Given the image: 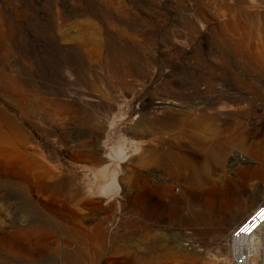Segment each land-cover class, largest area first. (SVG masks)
Segmentation results:
<instances>
[{
    "label": "rangeland",
    "instance_id": "1",
    "mask_svg": "<svg viewBox=\"0 0 264 264\" xmlns=\"http://www.w3.org/2000/svg\"><path fill=\"white\" fill-rule=\"evenodd\" d=\"M0 126L29 177L0 178V264H231L264 203V0H0Z\"/></svg>",
    "mask_w": 264,
    "mask_h": 264
},
{
    "label": "bare ground",
    "instance_id": "2",
    "mask_svg": "<svg viewBox=\"0 0 264 264\" xmlns=\"http://www.w3.org/2000/svg\"><path fill=\"white\" fill-rule=\"evenodd\" d=\"M164 103V102H163ZM163 103H162V105H159L158 106V108H162V107H165V106H167V105H163ZM0 128H1V126H0ZM2 129V128H1ZM0 129V153H2V154H5V155H9L10 154V152H12L13 151V149L15 148V150L17 149V147L15 146V147H13V148H11L12 146H14L15 144H12V146H11V144L9 143V139H8V142H7V136L5 137V132L3 131L4 130V128H3V130H1ZM7 132V131H6ZM11 132V131H10ZM9 133V132H8ZM18 133V132H17ZM16 134V133H15ZM160 134V133H159ZM6 135H8V134H6ZM17 135V134H16ZM15 135V136H16ZM20 135V134H19ZM10 138V137H9ZM10 139H12V138H10ZM19 139V138H18ZM15 140V139H14ZM13 141V140H12ZM151 141V140H150ZM147 142V141H145V140H135V139H132L131 140V142L130 143H132L133 144V148L132 149H126V148H124V146L122 145V146H119V149H118V152L121 154V155H123V157H129V156H132L133 154H135L138 150H140L141 148H143L144 146H147L148 144H152V142ZM14 143V142H13ZM15 143H16V141H15ZM20 143V142H19ZM24 144V143H23ZM132 144H130V145H132ZM19 146V145H18ZM23 146V145H22ZM21 148H19V150H20ZM147 150V149H146ZM149 150V149H148ZM147 150V151H148ZM17 151H18V149H17ZM20 151H22V149L20 150ZM24 151V150H23ZM27 151V150H26ZM14 152V151H13ZM1 154V155H2ZM25 154V153H24ZM257 154H258V158H259V160H260V163H261V169H264V148H263V146H261L259 149H257ZM29 157V156H28ZM107 157L108 158H110V155H107ZM124 158V159H125ZM31 162V161H30ZM151 163H164V164H167L168 163V165H172V163L173 162H170V161H168V159H165V158H154V159H151V160H149L148 161V164H151ZM32 164V163H31ZM42 164V163H41ZM43 165H45V164H43ZM35 166L36 167H38V169L40 168V169H42V171L48 176L47 178H52L53 177V174H51L49 171H48V169H47V167H42L40 164H35ZM35 166H34V168H35ZM37 169V168H36ZM107 171H108V163L106 164H104V165H102L101 167H99L98 168V173L97 174H99L100 176H102V177H106V174H107ZM29 172V171H28ZM21 174H22V172L20 171V169H18V168H9L8 166H6V164H3L2 165V167L0 168V178H3L5 181H7V182H9L10 184H12V185H15L16 187H23L24 189L26 188V189H28V186H29V177L28 176H25V175H23V176H21ZM41 175V174H40ZM255 175V174H254ZM55 176V175H54ZM2 183V182H1ZM8 184V183H7ZM108 185V184H107ZM100 186H102V185H100ZM106 186V185H105ZM105 186H104V188H105ZM20 189H22V188H20ZM17 192V191H16ZM26 192V191H25ZM51 192L54 194V196H58V193L57 192H55V191H53V190H51ZM29 193V192H28ZM51 193V194H52ZM26 195V194H25ZM66 197V196H65ZM57 200V199H56ZM30 201V200H29ZM66 201V200H65ZM23 202V201H22ZM53 216V215H52ZM247 218V217H246ZM245 218V219H246ZM42 226V225H41ZM39 227H40V225H39ZM43 227V226H42ZM71 227H73V226H71ZM70 227V230H71V234H69L70 235V237L71 238H73V239H76V241L77 240H79V243H82V239H83V235H81V230H83V229H79L78 227H73V228H71ZM37 228V227H36ZM48 228H50V226H48ZM67 231V230H66ZM69 231H67V233H68ZM85 233V232H84ZM83 233V234H84ZM89 233V232H88ZM87 233V234H88ZM90 235V234H89ZM87 237H88V235H87ZM187 242H186V245H193L192 243H190V241L189 240H186ZM78 246H80L79 244H77ZM83 245V244H82ZM81 245V246H82ZM84 247V246H83ZM82 247V248H83ZM194 247V246H193ZM81 248V249H82ZM79 251V250H78ZM82 260V259H81Z\"/></svg>",
    "mask_w": 264,
    "mask_h": 264
},
{
    "label": "built area",
    "instance_id": "3",
    "mask_svg": "<svg viewBox=\"0 0 264 264\" xmlns=\"http://www.w3.org/2000/svg\"><path fill=\"white\" fill-rule=\"evenodd\" d=\"M264 203L233 229L227 241L231 264H264Z\"/></svg>",
    "mask_w": 264,
    "mask_h": 264
},
{
    "label": "water",
    "instance_id": "4",
    "mask_svg": "<svg viewBox=\"0 0 264 264\" xmlns=\"http://www.w3.org/2000/svg\"><path fill=\"white\" fill-rule=\"evenodd\" d=\"M105 190H107V189H105ZM108 192H105V193H102V194H107Z\"/></svg>",
    "mask_w": 264,
    "mask_h": 264
},
{
    "label": "snow or ice",
    "instance_id": "5",
    "mask_svg": "<svg viewBox=\"0 0 264 264\" xmlns=\"http://www.w3.org/2000/svg\"><path fill=\"white\" fill-rule=\"evenodd\" d=\"M262 211H264V210H262Z\"/></svg>",
    "mask_w": 264,
    "mask_h": 264
}]
</instances>
